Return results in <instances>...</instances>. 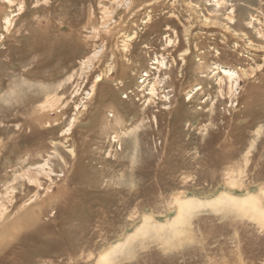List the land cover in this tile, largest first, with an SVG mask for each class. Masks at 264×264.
<instances>
[{
	"label": "rangeland",
	"instance_id": "1",
	"mask_svg": "<svg viewBox=\"0 0 264 264\" xmlns=\"http://www.w3.org/2000/svg\"><path fill=\"white\" fill-rule=\"evenodd\" d=\"M0 264H264V0H0Z\"/></svg>",
	"mask_w": 264,
	"mask_h": 264
},
{
	"label": "bare ground",
	"instance_id": "2",
	"mask_svg": "<svg viewBox=\"0 0 264 264\" xmlns=\"http://www.w3.org/2000/svg\"><path fill=\"white\" fill-rule=\"evenodd\" d=\"M224 72H225L227 75H231L230 72H229L228 70H224ZM193 202H194V201H188L186 204H184V205L182 206V211L184 210V212H186V209H187V208L189 209V207L193 206L192 204H195V203H193ZM240 203H242V204H243V203L246 204V205L243 204L244 206L250 205V206L254 207L253 204H252V203H254V202H251V203H250V201H249V202L242 201V202H240ZM247 203H248V204H247ZM238 205H241V204H238ZM250 206H247V207H250ZM193 207H194V206H193ZM182 211H181V212H182ZM182 215H183V214H182ZM150 226H151V225L146 224V227H145V228H146V229H147V228L149 229ZM145 228H144L143 230H145ZM148 229H147V230H148ZM155 229H156V228H155ZM151 230H152V229H151ZM149 231H150V229H149ZM146 232H147V231H146ZM104 258H105V257H104ZM105 260H106V259H105Z\"/></svg>",
	"mask_w": 264,
	"mask_h": 264
}]
</instances>
